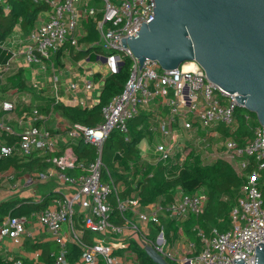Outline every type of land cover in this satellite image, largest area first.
<instances>
[{
  "label": "built area",
  "instance_id": "obj_1",
  "mask_svg": "<svg viewBox=\"0 0 264 264\" xmlns=\"http://www.w3.org/2000/svg\"><path fill=\"white\" fill-rule=\"evenodd\" d=\"M34 2L44 6L35 24L27 32L17 24L0 43V59L5 56L0 62V86L27 70L32 73L28 88L41 92L48 83L52 102L49 110L42 111L20 89L0 92V160L17 156L29 161L31 157L45 168L29 173L23 184L14 172H2L0 185L8 184L16 192L50 182L58 188L41 212L30 217H13L11 211L0 215V242L10 239L19 245L25 238L33 239L35 223L58 246V252L51 255L55 264H139L130 250L133 242L143 250L148 245L175 264H235L237 259L255 264L256 248L264 243V206L259 189L260 173L264 171V126L240 107L236 98L239 94L211 82L195 62L174 70H164L151 59L140 65L122 39L154 19V0ZM0 4L6 13L10 12L8 0H0ZM90 21L95 24L98 40L88 43L83 40L88 34L85 25ZM91 51L108 56L107 75L96 83L93 73L88 72L91 77L82 90L73 81L64 82L59 60L69 63ZM117 52L122 61L132 62L130 76L123 91L102 108L101 122L93 127L68 122L51 129L48 123L63 101L61 85L65 83L69 91L83 95L73 99L74 107L93 108L99 103L94 93L101 92L105 79L118 70ZM74 62L82 68L86 63L84 59ZM186 65L191 67L186 69ZM3 94L10 97L4 99ZM240 109L245 122L255 116L250 126L252 140L247 145L232 136ZM139 118L145 123L138 130L147 129V136L138 142L139 166L168 164L178 176L189 155L195 153L201 165L225 162L242 176L254 163L241 188L242 196L230 211L229 229L222 231L213 226L206 233L194 227L199 247L187 239L183 224L204 211L208 198L203 190L187 193L178 188L171 202L148 204L136 195L120 196L124 188L104 162V147L113 133L128 142L131 123ZM78 143L93 148L94 158L79 159L75 151ZM135 168L136 164L130 163L129 172ZM145 170L137 173L134 187ZM43 201L32 200L36 204ZM166 222L178 226L181 240L174 231L167 236ZM181 241L183 251L178 248ZM71 247L79 251L74 261ZM34 254L40 255L38 251ZM2 264L25 262L10 256Z\"/></svg>",
  "mask_w": 264,
  "mask_h": 264
},
{
  "label": "trees",
  "instance_id": "obj_2",
  "mask_svg": "<svg viewBox=\"0 0 264 264\" xmlns=\"http://www.w3.org/2000/svg\"><path fill=\"white\" fill-rule=\"evenodd\" d=\"M8 4L10 6L9 13H6L0 4V43H3L10 36L17 24L21 25L26 32L29 31L37 21L38 14L44 8L41 3L34 2V0H8ZM85 28L88 34L83 41L88 43L97 41L98 34L95 29V24L90 21L85 25ZM96 50L99 51V49ZM131 66L132 62L125 60L115 74H111L105 79L99 103L93 108L83 109L81 107H65L59 105L57 106V111L69 123H78L92 127L97 126L102 120V108L113 97L123 91L130 76ZM24 78L25 74L23 71L15 77H10L7 85L0 86V92L6 93L9 89L14 88L20 90L25 89L26 83ZM242 111L240 109L237 112L236 125L233 127L232 136L241 145H247L252 140L250 126L252 119L255 120V116L252 115L251 120L245 122L244 115L241 113ZM144 123V118H139L131 123L130 140L128 142L125 141L124 136L113 133L105 143L104 162L112 171L114 179L120 182L124 188L120 196L122 198H128L136 195L141 198L144 204H148L157 201L171 202L174 192L178 188H181L187 193L203 190L208 198L204 211L198 216L189 217L183 224L188 240L194 241L197 247H199V238L196 231L192 230L194 227L201 228L206 233H209L213 226L219 229L221 228L222 231L229 229L230 224L227 223L230 211L241 198V188L247 180L248 175L253 171L254 163L251 162V165L248 166L242 176H238L225 162L201 165L200 159L195 153L189 155L178 176H174V167L168 164L161 163L157 166L150 164L147 166H139L137 164L141 158L138 142L141 138L147 136V129L138 130L137 127ZM75 151L79 159L86 157L91 160L94 158L93 148L83 143L75 145ZM38 163L40 161H36L31 157L29 161H26V159L17 158L16 156L0 160V172H5L9 169L17 171L33 170ZM130 163L136 164L133 173L129 172ZM38 167L40 170H43L45 165H39ZM144 169L146 170L137 179V187H134V178L137 177V173L139 174ZM151 174L152 177H149ZM259 189L262 193L264 206V171L260 173ZM52 198L53 194H47L44 196L43 203L40 204H36L31 200L4 201L0 203V215H6L11 211V216L13 217H30L32 213L43 211ZM173 225H175L174 222L165 223L167 236H169L170 231H174V235L177 237ZM130 250L135 253V261L138 260L139 264H155L139 243L133 242ZM71 251L74 253L71 261H74L77 259L79 251L76 247H71ZM44 252L47 255L45 263L55 264V260L51 255L56 254L58 249L50 250V248L46 247ZM2 263L3 259L0 256V264ZM168 263L175 264L174 262Z\"/></svg>",
  "mask_w": 264,
  "mask_h": 264
},
{
  "label": "water",
  "instance_id": "obj_3",
  "mask_svg": "<svg viewBox=\"0 0 264 264\" xmlns=\"http://www.w3.org/2000/svg\"><path fill=\"white\" fill-rule=\"evenodd\" d=\"M154 1V19L122 39L123 46L141 66L146 59L164 70L197 63L211 82L238 93L240 107L264 126V0ZM145 252L155 264H169L148 245ZM255 264H264V243Z\"/></svg>",
  "mask_w": 264,
  "mask_h": 264
},
{
  "label": "crops",
  "instance_id": "obj_4",
  "mask_svg": "<svg viewBox=\"0 0 264 264\" xmlns=\"http://www.w3.org/2000/svg\"><path fill=\"white\" fill-rule=\"evenodd\" d=\"M100 52V51H98ZM97 51H91L88 53H85L79 57L76 58V60L78 59H84L86 61V63L84 64L83 68L82 67H77L76 66V60H70L69 63L65 62L64 59L59 60L58 62V67L62 70H64V74L63 76H61V78L64 79V82H66L68 84V81H73L75 83L78 84L80 90L83 89L85 83H86V79H89L91 76L90 74H87L88 72H92L94 75V81L97 83L99 82L101 79H103V77L105 75H107L108 73V68L106 65L101 64L100 62H96L93 61L92 58L94 56H98L100 55ZM5 58V56H4ZM4 58L2 57L0 59V62H3ZM83 61V60H80ZM25 74V81H26V87L23 90H20L21 93H27L30 96V99L32 101V104L35 106H38L42 111H47L49 110V107L51 105L52 102V95L50 92V86L48 83H46V87L44 88V90H42L41 92H35L34 90H32L29 87V81L30 79H32V73L30 71H24L23 72ZM28 85V86H27ZM62 87V104L61 106H65V107H74L72 105L73 103V99H76V97H83L82 94H78V96L69 91L66 88V85L64 83V85H61ZM102 92V91H101ZM101 92H97L94 93V95L96 94L97 96L101 95ZM100 93V94H99ZM2 98H7L10 97V95L7 94H3L1 95ZM26 109L27 107L24 106ZM55 117H52L48 123L49 127L51 129H56L61 127V125L68 123V121L55 109ZM37 161V160H36ZM40 163L36 164L35 168L33 170H21V171H17V170H13V169H9L6 170L5 172H14V174L17 176V178H20L21 180V184L25 183V179L26 177L29 175V173H32L36 170H40L39 166ZM2 172H0L1 174ZM48 184V183H47ZM42 185H46V184H42ZM56 185V184H55ZM34 190H31V187H23L21 189V191L19 193H23V192H28V190H31L33 195H35V186L33 188ZM18 192H16V190H10L9 189V185L8 184H3L0 185V203L4 202V201H8V198L14 196L15 194H17ZM49 194H53L54 193H49ZM45 196V195H44ZM44 196L42 198H44ZM17 200H36L33 199L31 197V195L26 196V198H20ZM174 226V230H176L177 239L183 238L182 235L180 236V232L178 231V226L177 225H173ZM34 230H35V236L32 239H24V242L21 244H15L13 241H11L10 239H4L0 242V256L2 257V259H6L7 257H15V258H20L22 259L25 264H46L45 260L47 258L46 253L44 252V249L46 247L54 250H57L58 247L57 245H55V243L50 239L49 234L46 231H41L39 229L38 224L33 225ZM180 236V238H179ZM187 236V235H186ZM188 239V237H187ZM178 248L179 250H184L185 246L183 245V242H179L178 243ZM38 251L40 253V255L38 257L35 256V252Z\"/></svg>",
  "mask_w": 264,
  "mask_h": 264
},
{
  "label": "rangeland",
  "instance_id": "obj_5",
  "mask_svg": "<svg viewBox=\"0 0 264 264\" xmlns=\"http://www.w3.org/2000/svg\"><path fill=\"white\" fill-rule=\"evenodd\" d=\"M115 54V57H116V61H117V67L120 68L121 64H122V60L120 58V53L117 52V53H114ZM93 61H96V62H100L101 64L103 65H106L107 62H108V56L106 54H100L98 56H94L92 58ZM57 185H55L54 182H50L46 185H42V184H36L35 185V195H33L32 191L31 190H28V192H23V193H17L15 194L14 196L8 198V201H13V200H17V199H22V198H26V196H29L31 195V197L33 199H40L42 198L44 195H47L49 193H55L56 190H57ZM227 224H230V220H228V223ZM221 229V228H220Z\"/></svg>",
  "mask_w": 264,
  "mask_h": 264
},
{
  "label": "bare ground",
  "instance_id": "obj_6",
  "mask_svg": "<svg viewBox=\"0 0 264 264\" xmlns=\"http://www.w3.org/2000/svg\"><path fill=\"white\" fill-rule=\"evenodd\" d=\"M191 67V65H186V69H188V68H190Z\"/></svg>",
  "mask_w": 264,
  "mask_h": 264
}]
</instances>
